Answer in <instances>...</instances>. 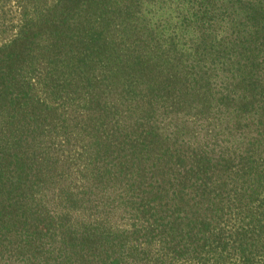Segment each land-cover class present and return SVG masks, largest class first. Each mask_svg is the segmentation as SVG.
Masks as SVG:
<instances>
[{
    "label": "trees",
    "instance_id": "16d2710c",
    "mask_svg": "<svg viewBox=\"0 0 264 264\" xmlns=\"http://www.w3.org/2000/svg\"><path fill=\"white\" fill-rule=\"evenodd\" d=\"M214 1H0V264H264V0Z\"/></svg>",
    "mask_w": 264,
    "mask_h": 264
},
{
    "label": "rangeland",
    "instance_id": "374dc122",
    "mask_svg": "<svg viewBox=\"0 0 264 264\" xmlns=\"http://www.w3.org/2000/svg\"><path fill=\"white\" fill-rule=\"evenodd\" d=\"M1 2H3L4 4H6L5 10H6V14H5V10H0V18L5 14L7 20L10 19V21L8 22L9 25L14 24L16 25L18 23L17 18H20V13H19V9H18V5L16 4L15 0H0ZM247 0H241V3L243 4V6L239 7L236 5H233V2L231 4V6L229 4H227V2L225 1H214L213 2V36L215 35V37L217 38V43L227 35L225 34L227 31L231 32L233 30V28L238 29L237 26V22L235 19H238L240 22H244L243 20H246L247 18H251L250 16H253L252 18H254L253 20L248 19L249 22L245 23V24H249V27L252 28V25L255 24V21L257 19L258 16L252 14L251 12H249V8L245 7L248 6L251 9H258L260 8L259 5H254V6H249L247 5ZM263 1V0H262ZM264 4V3H263ZM160 4H158L156 7H149V11H151V13L148 14V16L151 18V20H155V18H157V16L160 15V11H159V6ZM176 5V3H175ZM173 5V7L175 6ZM146 7V6H145ZM183 7H185V5H183ZM166 11H168V8L164 9ZM169 22L171 23H178L177 20L174 18V13H172L170 16ZM253 29V28H252ZM11 32L13 33V31L11 30H7L3 35H0V43L2 41H7L10 38V34ZM235 32V31H234ZM263 31L261 30V26L260 27H256L254 34H262ZM233 40L238 41L235 38V34L233 33ZM260 41V39H259ZM213 44H216L214 39H213ZM218 50H221V47H218ZM213 53H215L213 51ZM225 66H221L222 69H224ZM37 69L40 70L41 67H36ZM222 69H219V73L221 72ZM45 75V71L42 72L41 77H44ZM213 78L215 79L216 77L213 76ZM232 116V115H230ZM230 121V122H234ZM219 124V122H217V124L214 123L215 126H217ZM205 133V130H203L200 134H199V138L202 137ZM63 161H66V158L63 159ZM114 220L116 222H121L122 218H114Z\"/></svg>",
    "mask_w": 264,
    "mask_h": 264
}]
</instances>
